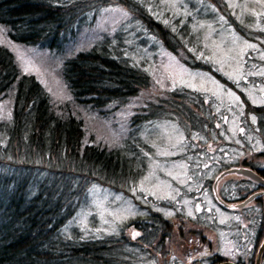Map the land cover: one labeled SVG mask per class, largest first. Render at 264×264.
<instances>
[{"label":"trees","instance_id":"trees-1","mask_svg":"<svg viewBox=\"0 0 264 264\" xmlns=\"http://www.w3.org/2000/svg\"><path fill=\"white\" fill-rule=\"evenodd\" d=\"M107 3L121 5L133 17L132 37L126 39L124 30L116 28L62 60L61 77L73 101L97 110V114L106 113L105 117L109 118L112 111L127 105L140 89L151 87L148 64L137 60V54L141 53L132 51L142 46L148 36L159 39L160 45L173 53L180 45L183 48V43L184 64L202 68L199 59L192 58V54L202 50L191 30L190 17L195 14L192 9L197 8L193 0H182L179 7L190 10L191 16L184 14L169 19L163 15L165 20L152 15L150 9H158L155 0H0V23L13 40L59 53L82 29L93 25L99 9ZM225 10L221 9L222 15L227 14ZM235 30L242 33V28L235 26ZM204 68L227 89L242 94L236 82L230 83L231 80L210 62H206ZM179 87L158 97L156 105L146 104L148 113L153 112V117L166 116L164 106H168V112L180 124L183 138L192 145H203L207 141V148L214 133L223 135L219 133L222 115L206 104L202 91ZM50 101L43 86L31 73H20L11 51L0 44V106L7 104L6 110L0 112V163L10 157L21 160L15 163L18 166L23 164L18 167L20 173L10 170L6 178L0 166V264H157L156 252L163 256L161 264H172L176 249L174 245L173 250L165 248L170 231L159 216H152L154 219L145 216L144 219L149 217L146 221L139 218L143 226H136L138 241L123 235L124 238L97 236L81 226H66V218L77 206L80 180L84 181L90 173L105 184L113 179L125 180L127 175L138 176L139 168L133 165L132 156L137 151L117 146L110 150L102 145L87 146L81 141L83 120L79 114L77 117L68 112L66 116L57 115ZM249 106L246 104L244 109ZM251 110L257 115L254 124L257 122L264 138V102L255 104ZM238 135L231 141L238 140L241 133ZM130 138L139 140L134 135ZM238 150L248 153L251 146L248 142L244 146L238 144ZM261 152L264 156V148ZM227 154V158L220 160H228V164L217 163L211 154V164L218 166V171L233 165H247L264 179V159L258 162L254 159L248 164L244 156H234L232 151ZM40 171L46 173L41 176ZM259 188L264 186L242 177L239 181H220L218 192L227 200H238ZM261 198V195L254 198L257 213H248L246 219L257 229L253 247L264 235ZM193 222V230H199L201 223ZM179 230L182 237L176 241V246L185 250L190 245L188 238L193 230L185 229V234L180 226ZM240 242L245 246L243 240ZM252 250L254 253V248ZM246 251V248L241 249L243 253ZM143 254H147L146 261ZM174 255L178 257L177 253ZM250 263L249 257L242 264Z\"/></svg>","mask_w":264,"mask_h":264},{"label":"rangeland","instance_id":"rangeland-1","mask_svg":"<svg viewBox=\"0 0 264 264\" xmlns=\"http://www.w3.org/2000/svg\"><path fill=\"white\" fill-rule=\"evenodd\" d=\"M155 1L158 9L150 11L157 19L165 20L163 15L169 19L184 14L191 16L190 10L179 9L182 0ZM193 4L197 8L192 9L195 14L190 17L191 30L196 34L199 40L196 43L202 50L201 53L199 50L192 54V58L195 60L197 57L202 68L184 64L183 43L184 47L180 45L177 52L173 53L160 45L159 39L148 36L142 46L138 45L132 51L141 53L137 54V60L148 64L151 73L148 83L151 87L140 89L127 105L114 110L115 113L112 111L110 115H113L109 118L105 117L106 113L97 114V110L73 101L60 70L64 58L91 45L100 35L104 37L119 28L124 30L126 39L132 37L135 27L133 17L121 5H102L93 25L82 29L59 53L13 40L8 37L6 27L1 23L0 44L11 51L20 73H32L39 80L57 115L71 114L77 117L76 114H79L83 120L82 143L87 146L102 145L109 150L117 146L137 151L132 156L133 165L139 168L138 176L127 175L125 180L118 178L105 184L95 180L93 173H90L84 181L80 180L77 206L66 218L67 227L81 226L87 233L97 236L116 237L123 233L125 237L133 238L136 230L129 227L133 221L141 217L142 221H146L149 217L144 219L145 216H159L170 231L165 248L173 250L174 245L176 249L172 254L175 258L172 264H183L186 257H195L203 249L208 254L216 251L218 255L238 259V251L243 248L248 252L242 256V260L246 262L250 254L252 264V248L254 251L256 248L253 247V238L257 229L246 219L248 213H257L255 200L247 203V209L239 211L234 207L219 205L214 198L211 181L208 180L218 171V166L211 165V156L206 159V154L211 153L212 159L221 164L229 163L228 160H220L227 158L229 151L234 156H244L248 164L254 159L257 162L260 158L264 159L261 152L264 138L257 122L254 124L257 115L251 110L255 104L264 102V0H193ZM221 9H226L225 16L221 14ZM235 26L237 29L242 28V33L237 32ZM149 42L152 45H147ZM206 62H210L231 80L230 83L235 81V86L242 90V94L219 83L204 68ZM180 85L202 91L207 98L206 104L222 115L219 133L223 135L214 133L215 137L207 145L209 152L203 153L201 148L190 146L189 140L183 138L178 120L173 119V114L168 112V106H164L166 116L153 117V112L148 113L146 104L156 105L155 101L160 100L158 97L165 96L175 87L180 88ZM246 104L250 106L245 110ZM0 108V112L5 111L7 104ZM238 132L241 136L232 142L231 139L239 136ZM132 135L139 140L130 138ZM242 139L251 146L248 153L242 154V150H238V144H246ZM6 159L0 163L2 175L6 178L10 170H19L20 173L21 168L18 167L23 164L18 166L15 163L21 160ZM45 173L40 171L41 176ZM241 178L238 173H228L217 184L219 186L220 181H239ZM200 185L205 187L201 196ZM197 215L201 217L198 220ZM193 221L205 226H199L200 229L194 231ZM179 226L184 234L185 229L193 230L192 234L189 231L190 247L185 250L176 246V241L182 237ZM198 236L203 244L198 242ZM240 240L244 241L245 246ZM196 247L197 251H193ZM260 264H264V253Z\"/></svg>","mask_w":264,"mask_h":264},{"label":"water","instance_id":"water-1","mask_svg":"<svg viewBox=\"0 0 264 264\" xmlns=\"http://www.w3.org/2000/svg\"><path fill=\"white\" fill-rule=\"evenodd\" d=\"M226 171H236V172H240V173H243V174H246V175H249L253 178H257V174H255V172H252L244 167H231V168H228ZM223 173V172H222ZM221 173V174H222ZM264 182V181H263ZM264 246V238L263 240L261 241V243L259 244L258 246V249L256 251V255H255V260H254V264H258V261H259V256H260V253H261V250ZM220 264H233L232 262L230 261H225L223 263H220Z\"/></svg>","mask_w":264,"mask_h":264},{"label":"snow or ice","instance_id":"snow-or-ice-1","mask_svg":"<svg viewBox=\"0 0 264 264\" xmlns=\"http://www.w3.org/2000/svg\"><path fill=\"white\" fill-rule=\"evenodd\" d=\"M249 47H253L252 45H248ZM139 233H133V238H135Z\"/></svg>","mask_w":264,"mask_h":264}]
</instances>
